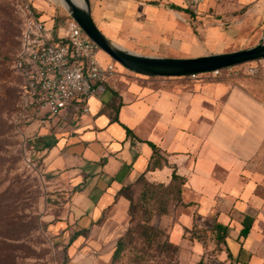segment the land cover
Returning <instances> with one entry per match:
<instances>
[{
    "label": "crops",
    "instance_id": "obj_1",
    "mask_svg": "<svg viewBox=\"0 0 264 264\" xmlns=\"http://www.w3.org/2000/svg\"><path fill=\"white\" fill-rule=\"evenodd\" d=\"M130 1L192 16L182 0ZM162 26L155 39L169 34ZM255 75L264 79L259 68ZM251 85L117 69L88 100V113L76 116L69 106L34 124L39 150L28 153L57 199L47 231L70 264H122L132 225L125 189L139 179L168 186L174 172L183 179L181 201L160 227L177 263L264 264V101ZM194 226L198 237L186 231Z\"/></svg>",
    "mask_w": 264,
    "mask_h": 264
},
{
    "label": "rangeland",
    "instance_id": "obj_2",
    "mask_svg": "<svg viewBox=\"0 0 264 264\" xmlns=\"http://www.w3.org/2000/svg\"><path fill=\"white\" fill-rule=\"evenodd\" d=\"M62 4L54 0H0V264H70L68 250L55 243L47 231L49 215L56 214L50 205L57 199L51 197L42 178L25 166V154L39 150L32 126L42 121L14 63L27 7L63 33L71 17ZM90 5L95 24L109 40L137 48L131 51L142 55L197 57L250 48L264 40V0H213L191 17L161 7L145 9L130 0H90ZM167 23L169 34L164 32L162 39H155L157 27L161 24L165 30ZM129 34L140 38L135 43L128 41ZM142 36L149 39L142 40ZM98 58L105 63L114 61L118 70L127 69L102 49ZM253 64L264 73V59ZM199 79L214 80L206 76ZM231 80L251 82L257 97L264 101L263 76L241 74ZM153 192L158 196L165 190L154 188ZM133 198L132 228L144 219V205L134 191ZM166 215L172 213L156 214L154 224L161 230L152 242L134 230L126 236L128 254L122 264H178L176 250L166 244L167 230L160 227Z\"/></svg>",
    "mask_w": 264,
    "mask_h": 264
},
{
    "label": "built area",
    "instance_id": "obj_3",
    "mask_svg": "<svg viewBox=\"0 0 264 264\" xmlns=\"http://www.w3.org/2000/svg\"><path fill=\"white\" fill-rule=\"evenodd\" d=\"M198 11L207 0H182ZM99 45L72 18L62 32L54 34L44 20L27 7L21 34V48L15 68L42 123L62 110L73 107L76 116L89 112L88 100L99 85L117 74L114 61L103 63L98 58ZM256 61L187 75L191 80L201 77L230 80L241 74L255 75ZM25 166L41 177L40 160L25 154Z\"/></svg>",
    "mask_w": 264,
    "mask_h": 264
},
{
    "label": "water",
    "instance_id": "obj_4",
    "mask_svg": "<svg viewBox=\"0 0 264 264\" xmlns=\"http://www.w3.org/2000/svg\"><path fill=\"white\" fill-rule=\"evenodd\" d=\"M66 1L71 7L70 10L66 8L70 17L99 45L100 49L116 62L137 73L152 76H187L264 59V40L250 48L197 57L174 58L142 55L117 45L100 31L91 15L90 0H84L83 7L74 5L71 0Z\"/></svg>",
    "mask_w": 264,
    "mask_h": 264
},
{
    "label": "trees",
    "instance_id": "obj_5",
    "mask_svg": "<svg viewBox=\"0 0 264 264\" xmlns=\"http://www.w3.org/2000/svg\"><path fill=\"white\" fill-rule=\"evenodd\" d=\"M188 12L192 16L195 15L194 10L191 8ZM14 63H15V60H14ZM178 178L179 177L174 172L172 175L173 181L168 186H165L163 184H153V183L147 182L144 179H139L134 186L127 187L125 189L126 194H128V199L131 202V206H130L131 222H132V207L134 205L133 191L136 192V196L140 198L142 205H144L143 221L138 222L134 228L130 226L125 234V237L128 236V234L132 230H134L136 232H140V234L145 236V238L148 239L149 242H152L153 239H155V236L160 232L161 229L151 224L153 217L158 213L159 214L170 213V209L172 208V206L178 205L181 201V184L183 183V179L179 178L180 180L179 181ZM154 188H161L165 190V193L159 194L157 196L153 192ZM186 231L189 232L191 236H197V237L200 236L199 235L200 229H197V227L195 226L191 230L187 229ZM166 244L167 246L173 248L174 250H177L176 247L168 243L167 239H166Z\"/></svg>",
    "mask_w": 264,
    "mask_h": 264
},
{
    "label": "bare ground",
    "instance_id": "obj_6",
    "mask_svg": "<svg viewBox=\"0 0 264 264\" xmlns=\"http://www.w3.org/2000/svg\"><path fill=\"white\" fill-rule=\"evenodd\" d=\"M54 1H59L60 3H62L63 1V6L65 8H67L68 10L71 9L70 5L68 4V2L66 0H54ZM71 2L76 5V6H79V7H83L84 6V0H71Z\"/></svg>",
    "mask_w": 264,
    "mask_h": 264
}]
</instances>
